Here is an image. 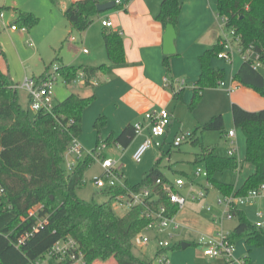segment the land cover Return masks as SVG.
I'll return each mask as SVG.
<instances>
[{"label":"trees","instance_id":"16d2710c","mask_svg":"<svg viewBox=\"0 0 264 264\" xmlns=\"http://www.w3.org/2000/svg\"><path fill=\"white\" fill-rule=\"evenodd\" d=\"M48 1L56 5L58 0ZM97 5L95 0H79L69 4L63 16L73 31L83 33L98 14ZM180 10L179 0H163L155 19L165 26L172 25L176 30ZM4 11H9V8L0 7V12ZM13 11L16 14L14 25L18 28L30 31L39 22L31 13L20 9ZM217 15L224 20L225 30L239 36L244 48L252 46L264 66V0H217ZM103 41L109 63L124 64L121 37L114 32H105ZM222 50L223 47L216 42L200 57L201 73L193 88L189 105L191 111L198 107L205 90L215 88L223 80L224 71L212 66V60ZM3 55L0 49V58ZM54 65L59 79L65 85L75 82L79 74H82L87 87L91 86L97 73L108 74L111 70L107 64L99 67L67 66L61 59ZM54 65L46 66L44 73L33 79L41 82L45 73ZM164 65L169 72L168 57ZM233 81L264 97V77L249 62H242ZM14 85L11 77L0 70V184L5 191L0 203V264H29L44 258L56 242L67 238L77 242L86 264L106 263L110 260L114 264H150L149 260L134 254L132 243L150 221L144 216L146 209L143 206L132 207L124 216L119 217L113 205L128 192L138 193L151 188L159 198L148 206L156 210L160 204H165L169 216L176 215L177 207L168 203L162 191V186L168 180L161 172V163L170 151L161 154L140 183L130 185L125 180L124 188L102 190L100 193L105 197L102 203H96L94 199H80L76 191L84 181L86 169L94 162L98 146L102 142L107 147L119 145L127 149L135 138L133 125L126 126L117 136L111 135L104 141L99 139L95 149L68 172L62 168L66 149L73 139L81 135L83 112L94 102L95 96L83 98L71 94L64 101L56 103L50 113L31 114L28 107L24 108L20 104L19 91ZM182 93L183 89L174 92L173 100L179 103ZM231 115L235 128L241 129L245 136V161L254 167V173L240 189L234 191L233 187L214 177L225 171L236 170L239 167L236 159L220 157L202 148L195 163L204 165L208 173L207 181L212 188L223 196L233 194L237 197L264 185V109L253 112L232 104ZM105 125V117L100 116L94 123V129L99 133ZM196 131L224 134L223 116H213ZM197 142L198 139L193 141L194 144ZM30 210L34 211L33 216H28ZM231 213L237 219V225L228 233V240L235 244L237 240L243 239L249 247H264L262 228L249 222L238 208L231 209ZM42 220L45 222L38 230L26 242L17 246L19 238ZM176 248L173 246L170 251ZM242 259L244 264L249 263L247 256ZM50 264L71 262L51 261Z\"/></svg>","mask_w":264,"mask_h":264},{"label":"crops","instance_id":"0c3cea01","mask_svg":"<svg viewBox=\"0 0 264 264\" xmlns=\"http://www.w3.org/2000/svg\"><path fill=\"white\" fill-rule=\"evenodd\" d=\"M76 1L79 0H58L56 5L59 8H41V11L39 8H37L39 11L29 8H9V14L11 12L12 15L9 17L8 23H10L9 25L14 24L16 14L13 10L20 9L24 12L31 13L34 16H39L41 12L46 11V14L49 13L48 15H52L53 18L55 17L54 19L56 20L57 25L60 24V22L59 19L53 15V10L58 9L62 20V15L68 5ZM95 1H97L98 4L113 2V0ZM162 1L163 0H124V8L115 5L114 8L109 11L98 13L93 18V22L90 27L83 33H74L69 30L71 28L68 26V31L66 30L68 37H66L65 40H68L69 46L67 47L70 49L68 50V53L64 52L65 56L61 59L65 65L74 67H99L100 65L107 64L111 67L108 74L97 73L91 81V86L87 87L84 85L82 74H79L75 82L66 85V87L78 85L76 88H80V90L83 89L84 93H81L80 90H72L64 95L65 97L71 94L78 95L83 98L90 97L92 95L95 96L94 102L83 112L81 135L77 138L84 154L92 152L97 146L99 139L101 141L107 140L111 135L117 136L128 125L144 122V114L146 112L160 108H170L173 104H176L177 102L173 100V93L180 89H183L182 100L180 102H187V104L191 103L193 88L201 73L200 57L206 50L211 49L213 45L222 38L221 33L224 31L221 20L217 15V0H179L181 10L177 20V29L175 30V54L172 56H166L163 53V35L165 32V25L157 22L155 19L159 13ZM4 13L8 12L4 11ZM103 21H109L111 26H102ZM56 25L53 29H57L55 34V39L57 40L58 26ZM105 32H114L121 37L125 54L124 64L111 65L109 63L103 41V34ZM74 34L84 39L82 44H88L90 51H87L86 49L80 51L79 46L70 44L75 42V38L73 37ZM7 35L15 36L18 39L23 38L25 41H29L31 40L32 32L26 31L23 33L20 31H9ZM0 49L4 53L1 46ZM167 57L169 58V72L164 65V60ZM221 62L223 61L214 59L212 61V66L221 68L219 67V63ZM230 64L231 67H229L230 76L228 87L234 86V91L232 93H226L223 88L217 86L218 88L207 89L203 92L202 98L204 99L205 97L206 100L210 102L209 107L212 110L211 114L215 116V114L218 115L220 113L219 103H221L223 98L225 100H229L231 105L237 104L242 109L247 111L254 112L263 110L264 97L260 96L252 89L244 87L238 82L233 81L234 75L242 64L240 57L237 56V62H235V64L233 58V61ZM0 70L11 77V75L4 69L0 68ZM44 71H42V73L38 76L34 75L28 78L39 77L44 73ZM25 77L27 76H24L22 79H13L12 77L11 79L14 84H19ZM165 79L168 80V84L165 83ZM206 91H209L208 94H206ZM211 91L214 93L211 94ZM57 99L58 97L54 91L55 104L58 103ZM21 100L24 102L25 106L22 105ZM19 101L24 108L28 107L27 95L25 92L20 90ZM100 116L105 117L106 125L98 133L94 129V123ZM223 119L225 132L220 135V141L226 147L227 153L220 156L234 158L239 164V167L236 170H232L236 176V180L234 181L235 183L232 182V186L229 185L233 187L234 191H237L243 186L246 179L254 173L255 169L251 164L245 161V136L241 129H237L234 126L231 115V106L228 111L224 112ZM204 122L205 121H202V119H198L194 122L192 128H197ZM170 126L167 129L165 137L166 150L162 152V154H166L170 151L168 157L171 155V150L169 149L168 144L178 132L183 131L181 127H177L171 140L168 141ZM230 131H234L233 137H228V132ZM196 139H198V142L194 144L193 141ZM142 140L143 138L140 137L135 145L138 146L141 144ZM132 142L131 145H134ZM200 143L201 142L196 133L193 140L188 144L198 145ZM118 148L121 147L119 145L107 147L104 151V157L111 158L109 157L107 151L113 153L114 149L117 150ZM202 148L203 143H201V151ZM230 149H234L233 156L228 155V151ZM201 151L199 153H195L192 159H179L177 160V163H179V166L183 167L201 165V163H195L196 158H198ZM211 151L216 155L213 149H211ZM68 159H70V161L73 160L72 158ZM113 160L118 162L116 159ZM62 165H64V168H62L65 170V164L63 163ZM162 167L163 166L161 165V172L165 178L169 181H174L166 176ZM166 168H168L171 172H178L180 175L177 178L181 177L183 174L187 176V172L183 168L177 170L174 169L176 168L174 165H167ZM217 178L219 179V177ZM228 183L227 181H225V183L223 182L225 185H228ZM196 184L201 185L202 183L196 181ZM100 192L101 191L96 190V196H103ZM208 193L209 190L207 191V196ZM238 209L244 213L246 218L253 225H256L260 221L264 222V196L256 199L252 204L239 206ZM182 211L177 216L179 219L181 218ZM115 214L122 217L126 213L118 215L115 212ZM258 214H261L262 219L258 218ZM232 220H234L235 223L232 227H230V229L228 228V230L224 231L221 226L216 233L220 231H224L226 233L232 232L237 225V219L233 218ZM212 222L214 224H220V220L215 222L213 217ZM182 224L183 226H186V222H183ZM263 229L264 225L262 227V230ZM184 243L188 244L187 241ZM234 246L235 259L240 260L247 256L249 258L248 264H264V247H249L243 239L237 240ZM174 256L175 255H173L171 264H175ZM208 260H210L208 264H222L221 261H211V259ZM93 264H100V262H95Z\"/></svg>","mask_w":264,"mask_h":264},{"label":"rangeland","instance_id":"374dc122","mask_svg":"<svg viewBox=\"0 0 264 264\" xmlns=\"http://www.w3.org/2000/svg\"><path fill=\"white\" fill-rule=\"evenodd\" d=\"M0 7L29 8L34 9L35 11H39L37 8H39L40 11L41 8H59L57 5L51 4L48 0H0ZM7 12L8 13H3L5 16V22L3 21L4 24L0 20V46L4 50V55L0 58V68L8 72L13 79H22L24 76H38L40 73H42V71H44L45 66H50L52 64L54 65L58 63V61L60 59H63V57L65 56L64 52L68 53V50L70 49L69 47H67L69 46V42L65 39L66 37H68L67 31L69 24L63 15L61 20L60 12L58 11V9L53 10V15L56 16V18H58L60 22V24L57 25V22L54 19L55 17L53 18L52 15H48L49 13L46 14V11L41 12L39 16H36L39 19V22L32 30H30L32 32V35L31 40L29 41H25L23 38L18 39L15 36L7 35V33L11 31L8 26L10 24L8 23V19L12 15L11 12L10 14L9 11ZM55 25L58 26L57 40L55 39L57 29H53ZM69 30L75 33V31H73L72 29ZM223 35L224 33L222 32L221 36ZM73 37L75 38V42L70 44L79 46L80 51H82L83 49L90 51V47L88 44H82L84 39L77 36L76 34H74ZM220 41L221 39L218 41L219 44ZM55 59H57L58 61H55ZM235 62H237V56H234V64ZM219 67H221L220 69L224 71V78L223 80H221L225 84L223 90L228 93L226 90L228 89L227 87L229 85V67H231V64L223 61L219 63ZM259 72L264 77L263 65L261 66V68H259ZM76 86L78 85L66 87V85L62 83V80L58 79L54 88V91L56 92V95L58 97V103L66 99L67 96L65 97L64 95H66L69 91H79L80 88H76ZM217 86L215 88H218ZM80 92L84 93V90L81 89ZM208 92L209 91H206V94H208ZM212 93L214 92L211 91V94ZM208 102L209 101H207L205 97L204 99L202 98L199 106L193 111L189 109L190 104H187V102L176 103L173 104L170 108H166L167 111H169V113L171 114V118L173 121H171L172 124H170L171 126L168 141L171 140L174 131H176V128L181 127V129L185 132H193L194 135H196L197 133L200 142L203 143V148L210 150L213 149L217 156L225 155L227 151L224 144L220 141V132L209 131L203 133L200 131H196L198 127L202 126L213 117V115L211 114L212 110L209 107L210 102ZM21 103L23 106H25L22 100ZM230 106L231 102L223 98V100H221V103H219L220 113H218L224 116V112L228 111ZM198 119H202V121L205 122L199 125L197 128H192V125H194V122ZM140 137L142 136L135 137V139L133 140L134 142H132V144L134 145L130 144L127 149H114L113 153L107 151L109 157L118 160V163L121 165L123 178L127 180L130 185L140 183L145 173L149 171V169L154 165L155 161L161 156L162 152L166 150L165 146L162 149H159L156 146L152 145L143 155L141 162L136 163L132 159V155L140 145H135ZM201 143L198 145H191L186 143L180 147V150L179 148H170V157L164 156L161 163V165L163 166L162 170L169 179L175 180L180 174H178V172L169 171L168 168H166L167 165H174L176 167L174 169L177 170L183 168L187 172V176L183 174L181 177L184 178L185 182L187 183L189 182V180L194 179L195 169H205L202 164L198 166L194 165L193 167H183L179 166V163H177V160L179 159H192L195 153H199L201 151ZM62 167L64 168V165H62ZM102 173L103 172L100 167V161L98 159H95L92 165L88 169H86L84 173V181L76 191V195L80 199H83L85 201H92V199H94L96 203H102L103 201H105L104 196L95 195L96 188L91 182V179L94 176L100 177ZM217 177H219V179ZM214 178L221 183H225V181H227V183L229 182L228 185H231L232 182L235 183L234 181L236 180V176L233 171H225L224 173L216 174ZM196 180L202 184L204 183L203 178H197ZM187 183L183 189V193H186L188 191L189 185ZM195 192H197V188L194 189V193ZM218 198H223V195L216 189L211 188L209 189L207 198L203 201L187 202L185 209L182 211L181 218H178L182 226L176 232L173 239L170 240L171 247H177L172 251H167L169 259L171 258L170 261L172 260L173 255H175V264H208L210 260L203 256V248L198 244L199 238L203 237L205 239L207 237H212L214 236V234H217L216 231H218L221 226L222 229L226 231L228 230V228L230 229V227H232L235 223L234 220L228 221L226 219L220 221V224H214L212 222V217L214 215L218 218H221L224 211V208L222 206H218L216 203V200ZM208 207H210V211L207 210ZM113 209L118 215H122L128 211V208L126 206H122L118 203H115L113 205ZM183 222H186V226H183ZM185 241H187L189 246L183 249L182 243H184ZM155 248L156 242L152 241L147 245V247H135L133 249V252L135 255L148 260L152 258L155 252ZM213 260L221 261L222 264H226L224 260L220 258L211 259V261ZM100 264H114V261L110 260L106 263Z\"/></svg>","mask_w":264,"mask_h":264},{"label":"built area","instance_id":"2783aa9c","mask_svg":"<svg viewBox=\"0 0 264 264\" xmlns=\"http://www.w3.org/2000/svg\"><path fill=\"white\" fill-rule=\"evenodd\" d=\"M113 3L117 6H124V0H113ZM4 12H0V20L4 21ZM224 35L221 38L220 45L223 50L217 54V59L227 63L233 61L234 56H239L242 62H249L254 70L259 71L262 64L260 62V55L256 53L252 46L244 48L241 45L239 36L234 35L233 31L224 29V20L220 19ZM4 24V23H3ZM102 26L109 27L111 23L109 21H103ZM11 31H20L25 33V28H18L16 25H9ZM85 52V51H83ZM59 79V75L56 73V66H52L51 69L45 73L41 82H37L33 78L25 77L19 84H15L14 88L26 93L28 98V110L36 114L38 112L50 113L55 105L54 102V87ZM165 83L168 84V80L165 79ZM218 87L224 88L225 84L219 81ZM228 93L234 91V86L228 87L226 90ZM172 121L171 114L165 108L155 109L148 111L144 114V122H139L133 125L135 137L142 136L143 140L138 148L132 155V159L136 163H140L145 152L152 146H156L162 149L166 144V133ZM234 131L228 132V137H233ZM194 138L192 132L180 131L168 144L169 149L180 148L183 144L190 143ZM107 146L101 142L97 148V155L94 157L100 161V166L103 173L100 177L94 176L91 179L92 184L96 190L102 191L104 189H110L115 187H125V179L121 173V165L111 159L104 157V151ZM89 152L88 154H90ZM88 154H84L77 139H73L69 144L65 152V168L68 172H71L78 162L82 161ZM229 156L234 155V149L228 151ZM72 158L73 160L70 161ZM208 173L206 169H195L194 179L185 182L184 178L179 177L174 181H169L162 186V191L166 195L168 203L177 207L178 212L174 216H169L168 207L165 204H160L158 208L151 209L149 203L157 200L158 194L151 188H146L138 193L128 192L126 195L120 196L118 204L126 206L128 209L136 206H143L146 210L144 216L149 218L150 221L144 227V229L137 234L133 239L134 248L147 247L152 241L156 242L155 252L152 258L148 259L150 264H171V261L167 255V251L171 248L170 240L173 239L176 232L182 226L178 220V214L185 208L188 201L200 202L207 198V191L212 188L211 184L207 181ZM197 178H203L204 183L201 185L196 184ZM160 181H157L159 184ZM189 185L188 191L183 193V189ZM197 188V192L194 193V189ZM5 194L4 188L0 184V203ZM264 196V185H261L258 189L249 191L244 196H234L233 194L218 198L216 203L218 206H222L224 211L221 218L213 216L214 221L218 222L223 219L232 220L234 218L231 213V209L239 208V206H245L252 204L256 199ZM210 211V207L207 208ZM34 211L30 210L28 216H33ZM258 218L262 219L261 214H258ZM45 220L38 222L37 226H34L29 233L21 236L17 242V246L26 242L42 225ZM263 221L258 222L255 226L262 228ZM198 244L203 248V256L208 259H223L226 264H244L243 259L237 260L234 257L235 246L228 240V233L218 232L216 235L207 238H199ZM69 260L71 264H86L84 261V255L79 249L77 242L71 238L61 239L56 242L51 250L46 254L44 258L37 259L29 264H50L51 261L62 262Z\"/></svg>","mask_w":264,"mask_h":264},{"label":"water","instance_id":"95a60500","mask_svg":"<svg viewBox=\"0 0 264 264\" xmlns=\"http://www.w3.org/2000/svg\"><path fill=\"white\" fill-rule=\"evenodd\" d=\"M115 4L113 2H108L104 4L97 5V12L104 13L106 11L114 8ZM176 39V31L172 25L165 26V32L163 35V53L166 56H172L175 54L174 41ZM183 249L188 247V244L182 243Z\"/></svg>","mask_w":264,"mask_h":264}]
</instances>
